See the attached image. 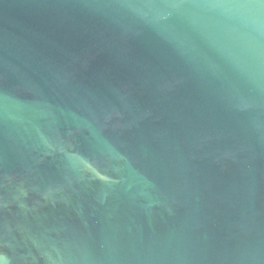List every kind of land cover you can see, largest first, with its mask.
I'll return each mask as SVG.
<instances>
[{"label": "water", "instance_id": "obj_1", "mask_svg": "<svg viewBox=\"0 0 264 264\" xmlns=\"http://www.w3.org/2000/svg\"><path fill=\"white\" fill-rule=\"evenodd\" d=\"M0 264H264V0H0Z\"/></svg>", "mask_w": 264, "mask_h": 264}]
</instances>
